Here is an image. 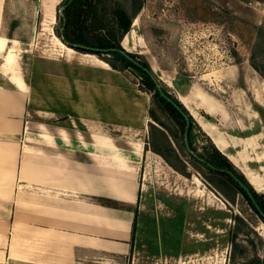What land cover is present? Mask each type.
<instances>
[{
    "label": "crops",
    "instance_id": "obj_1",
    "mask_svg": "<svg viewBox=\"0 0 264 264\" xmlns=\"http://www.w3.org/2000/svg\"><path fill=\"white\" fill-rule=\"evenodd\" d=\"M62 2L0 0V264L182 262L190 210L143 201L144 178L154 168L188 179L147 147L149 95L64 43L65 53L42 50L39 27ZM253 80L245 75L247 87ZM199 107L201 131L258 190L247 170L264 161V124L246 134L216 98Z\"/></svg>",
    "mask_w": 264,
    "mask_h": 264
},
{
    "label": "rangeland",
    "instance_id": "obj_2",
    "mask_svg": "<svg viewBox=\"0 0 264 264\" xmlns=\"http://www.w3.org/2000/svg\"><path fill=\"white\" fill-rule=\"evenodd\" d=\"M85 2L79 25L86 29L92 42L109 41L113 47L131 54L137 63L146 64L162 90L179 102L184 100L195 122L191 126L192 137L188 144L185 139L183 141L168 111L154 101L150 102L152 115L148 116L147 147L155 148L181 168L175 151L185 162L186 173L189 174L188 180H184L173 172L164 174L153 168L144 178L145 183H149V191L143 201H166L168 206L190 210L191 257L169 264H249L253 259L264 264V222L240 194L235 197V203H228L222 194L211 188L209 190L203 178L208 180L211 176L191 158L192 151L200 155L210 152L208 137L201 131L195 118L208 119L199 107L200 98H216L229 115L237 113L238 122L242 124L244 120L250 127L246 134L257 133L259 126L264 124L263 89L257 85V80L262 77L254 71L249 61L259 28L264 31V0ZM67 8V1L62 2L56 9L55 18L47 26L42 23L39 27L38 43L47 53L66 52L57 36L65 37L63 12ZM118 10L124 11L130 18L128 33L123 34L117 24L115 14ZM67 11V15L75 19L74 9ZM125 37L127 44L123 46ZM72 49L73 57H81L75 48ZM98 50L96 54H85L90 56L83 57L82 61L85 62L82 63L115 71L129 87L145 89V82L138 71L127 67L109 51ZM235 66L240 68L231 72L228 70ZM246 74L254 78L248 87L244 82ZM242 89H246L245 95ZM207 93L212 98L206 97ZM256 102L261 103L263 108ZM258 110L262 111V115L260 117L257 112L258 118H254V112ZM166 131L171 133L168 135L167 132L168 140L162 136ZM260 137L264 141V132ZM248 164L250 170L247 172L252 174L258 186V190L253 189L258 194H264V161ZM242 166H246L245 162ZM222 188L230 190L226 182H223ZM135 264L162 263L139 255Z\"/></svg>",
    "mask_w": 264,
    "mask_h": 264
},
{
    "label": "trees",
    "instance_id": "obj_3",
    "mask_svg": "<svg viewBox=\"0 0 264 264\" xmlns=\"http://www.w3.org/2000/svg\"><path fill=\"white\" fill-rule=\"evenodd\" d=\"M64 1H67L68 8L63 12V31L65 37L60 38L59 36H57L61 40V42L66 44L68 47H70L71 45H77L80 47L95 50V52L91 53L84 49H75L80 53L86 54H96L99 51V48L105 49L121 59L127 65V67H131L138 71L143 77L146 86L145 89L140 88L138 90L149 95L150 102L154 101V103L159 104V106L164 107L168 111L169 116L176 124V127L178 128L183 141L185 139L189 144V141L192 137L191 126L195 124V122L189 115L186 108L181 104V102H179L175 97L168 95L159 87L158 81L155 79V77H153L146 64L137 63L133 59V56L131 54L124 53V51L119 47H113V45L109 41L102 40L98 41L97 43L92 42V39L86 32V29L83 26L79 25V18L80 16H82L86 6L85 0H63V2ZM69 8H73L76 13V17L73 20L67 15V10ZM115 19L117 21V24L119 25L121 32L123 34L128 33L130 28V18H128L126 13L122 10H118L115 14ZM68 31L70 32L71 37H69ZM263 33V28H259L256 44L254 46V49L252 50L249 61L250 66L264 80V73L262 72V70H264ZM256 112H258L261 117L262 111L258 110ZM151 115L152 113L149 109L148 116ZM262 119L264 123V117H262ZM167 132L168 135H171L169 131L162 133V136L166 140H168ZM207 140L210 143V152L200 155L195 151H192L191 158L194 161H197L211 176V178L208 180L203 178L204 182L207 184L208 189H213L214 191L222 194V196L227 200L228 203H235V197L237 196V194H240L250 205L254 213L259 216V218H261V220L264 222V194H258L249 184L246 178L236 170L233 164L214 147V145L208 138ZM150 150L156 155L160 156L173 171L187 179L189 178V174L186 173L185 162L179 158L178 154L175 151V158L181 165V168L172 163L165 155L159 153L155 148L152 147L150 148ZM223 182H226V184L230 186L229 191H225L222 188ZM249 264H260V262L258 259H253Z\"/></svg>",
    "mask_w": 264,
    "mask_h": 264
},
{
    "label": "water",
    "instance_id": "obj_4",
    "mask_svg": "<svg viewBox=\"0 0 264 264\" xmlns=\"http://www.w3.org/2000/svg\"><path fill=\"white\" fill-rule=\"evenodd\" d=\"M61 13H62V11H61ZM71 48H75V49H84V50H86V51H88V52H91V53H93V52H95V50H93V49H89V48H84V47H80V46H77V45H71L70 46ZM185 137H186V135H185Z\"/></svg>",
    "mask_w": 264,
    "mask_h": 264
},
{
    "label": "bare ground",
    "instance_id": "obj_5",
    "mask_svg": "<svg viewBox=\"0 0 264 264\" xmlns=\"http://www.w3.org/2000/svg\"><path fill=\"white\" fill-rule=\"evenodd\" d=\"M127 44V37H125L122 41V45L125 46ZM257 186V185H256Z\"/></svg>",
    "mask_w": 264,
    "mask_h": 264
}]
</instances>
